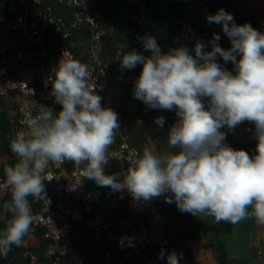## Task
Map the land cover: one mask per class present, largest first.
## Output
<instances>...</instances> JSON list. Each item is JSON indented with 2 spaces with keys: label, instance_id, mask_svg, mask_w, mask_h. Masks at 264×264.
<instances>
[{
  "label": "clouds",
  "instance_id": "obj_1",
  "mask_svg": "<svg viewBox=\"0 0 264 264\" xmlns=\"http://www.w3.org/2000/svg\"><path fill=\"white\" fill-rule=\"evenodd\" d=\"M206 19L222 26L230 49L220 47V36L214 33L211 51L197 41L194 55L184 46L163 53L155 38L148 36L143 47L151 51L150 57L135 51L118 56L123 68L143 65L134 97L153 109L175 108L179 118L168 137L169 145L179 151L156 155L145 147L123 177L104 172L107 150L119 130L117 114L101 106L102 97L88 82L89 65L75 59L59 63L49 79L61 110L29 114L27 130L10 140L17 162L4 170L11 189V201L4 207L11 218L0 230V256L7 257L12 246L23 244L33 223L28 197H46L45 181H51L46 169L50 162L64 160L86 162L85 178L113 192L126 190L134 200L164 196L179 211L212 216L216 223L234 225L254 219L264 225V32L249 23L237 25L223 9ZM217 55L231 62L234 72L218 63ZM245 121L255 126L254 155L227 146L220 131L225 126L231 131ZM163 122L162 117L156 119L161 126ZM159 258H165L163 251ZM182 258L172 251L167 264H180Z\"/></svg>",
  "mask_w": 264,
  "mask_h": 264
},
{
  "label": "built area",
  "instance_id": "obj_2",
  "mask_svg": "<svg viewBox=\"0 0 264 264\" xmlns=\"http://www.w3.org/2000/svg\"><path fill=\"white\" fill-rule=\"evenodd\" d=\"M9 1L0 0V97L4 101L13 138L18 131L27 130L29 114L36 117L46 108L52 109L54 114L61 110L62 106L52 95V81L49 78L54 77V73L47 70L42 62L48 55L47 35L50 32L62 39L57 64L73 59L80 62L87 60L90 71L88 82L102 97L101 106L112 109L120 124L121 88L105 67L98 50L105 34L100 20L101 9L110 0H71L78 10L69 22L57 16L52 7H43L41 0H16L21 10L13 21L4 24L3 16ZM68 1L62 0L63 3ZM194 2L202 9L205 18L219 10L212 8V0ZM125 3L131 10L129 20L139 27L145 37H153L146 21L145 1L125 0ZM244 5L242 0L232 3L229 10L233 17L242 18ZM82 25L89 29V36L81 43L83 52L78 59L72 50L74 42H71L70 35L71 31ZM198 38L195 29L184 24L172 41L176 47H187L194 54ZM201 40L205 51H211L210 41ZM216 60L231 71L230 62L225 63L219 55ZM142 154L127 141V135L119 125L107 150L109 161L105 168H113L119 163L125 176L132 162ZM13 162H17L16 156ZM4 163L5 158L1 156L0 168ZM46 173L51 179L45 181L46 197L33 199L30 196L28 199L33 215L32 226L42 230L47 245L43 251H25V259L32 264H36L40 257L46 260V264H161L151 254L163 235V229L160 232L152 224L153 220L159 219L156 209L148 201L134 200L126 190L114 192V197L104 207L114 210L125 206L134 220L107 223L102 216L92 215L96 198L85 185L86 162H50ZM9 189L6 177L0 176V201ZM142 211L152 216L150 224L142 222L139 215Z\"/></svg>",
  "mask_w": 264,
  "mask_h": 264
},
{
  "label": "trees",
  "instance_id": "obj_3",
  "mask_svg": "<svg viewBox=\"0 0 264 264\" xmlns=\"http://www.w3.org/2000/svg\"><path fill=\"white\" fill-rule=\"evenodd\" d=\"M147 6L146 21L152 36L163 53L170 49L178 48L173 44L174 35L178 34L184 24L193 27L197 35L207 41L213 40V34H218L220 40L217 42L220 47L227 50L231 48V41L223 32L220 24L207 22L202 9L194 0H144ZM233 0H212V8L223 9L227 12ZM43 7H52L57 16L69 22L71 16L78 8L70 1L63 3L62 0H41ZM21 10L16 0L8 2L3 16V23L6 24L15 19ZM131 10L126 6L125 0H110L101 9L100 20L105 27V34L99 43V54L105 67L113 78L119 83L121 88V114L120 126L127 141L138 150L143 152L145 147H150L146 136L147 125L150 124L155 133V148L164 154L175 153L179 148L172 147L168 143L171 127L178 122L175 108L173 110L153 109L148 107L143 101L134 97L133 90L135 81L139 77L143 65L137 63L132 69L123 68L118 56L132 51L138 52L144 57H150L151 51L143 47L145 34L139 27L130 20ZM264 15L248 12L244 20L234 18L237 25L249 23L254 29L261 32L259 19ZM89 36V29L86 25L71 31L70 40L74 42L73 52L79 59L82 56V42ZM48 55L43 59V64L47 70L53 72L58 67L57 58L62 46L60 36L50 32L48 35ZM194 55V54H192ZM239 59V56H237ZM82 63L87 64V60L82 59ZM231 68L234 65L230 62ZM54 73V72H53ZM205 107L209 103L207 97L202 98ZM131 104L130 109L128 104ZM162 117L163 125L156 123V119ZM225 127L220 131L225 133ZM13 138L11 127L8 121L7 112L4 109V101L0 97V157L6 160L0 168V176H5V168L14 165L15 155L10 149V140ZM227 146L231 143L226 138L223 141ZM229 143V144H228ZM233 147V145H231ZM234 149V148H233ZM246 152L254 155L256 150L245 148ZM106 175L119 173L123 177L122 167L116 163L113 168H104ZM86 187L91 190L96 198L94 216H102L107 223H117L121 220L133 221L132 213L125 207L119 206L114 210L104 207L107 201L114 197V192L109 187H101L94 180L85 178ZM53 187V185H50ZM11 201V189L0 201V230H3L11 218V213L4 207V204ZM157 211V218L163 225V235L154 246L151 257L156 258L161 264H167L168 253L180 249L184 242L195 241L202 236H207L212 247L215 260L219 264H264V259L259 256L260 248L252 244V237L260 227L254 219H244L237 224L221 221L216 223L212 216H193L187 212H181L176 207L175 202L168 203L164 196L153 198L148 201ZM249 211L251 209L249 208ZM140 218L145 224H150L153 220L147 211L140 212ZM38 242L37 247L27 244L28 239ZM47 241L43 237L40 228L31 225L29 233L25 236L20 247L12 246L7 257L0 256V264H32L29 259H25L23 254L27 250L43 251ZM163 251L165 258H159ZM180 260V264H183ZM46 260L39 258L36 264H46ZM186 264H189L186 262Z\"/></svg>",
  "mask_w": 264,
  "mask_h": 264
},
{
  "label": "rangeland",
  "instance_id": "obj_4",
  "mask_svg": "<svg viewBox=\"0 0 264 264\" xmlns=\"http://www.w3.org/2000/svg\"><path fill=\"white\" fill-rule=\"evenodd\" d=\"M197 41L202 42V40L199 38ZM231 71L234 72L233 69H231ZM128 106L130 109L132 108L131 104H128ZM224 129L225 137L231 143L229 147L243 150L245 148H252L256 150L257 141L254 137L255 126L253 123L245 121L237 125L231 131H229L226 126ZM146 136L152 152L156 155H164V152L155 148V133L150 124H148L146 128ZM231 145H233V147ZM152 224L156 225V228H158L160 232L162 231L163 225L160 220H153ZM252 239V244L260 248L259 256L264 259V225H260V227L255 231ZM27 244L33 247L36 246L37 241L29 238ZM175 252L182 254L183 264H186V262L189 264H219L215 260L212 247L210 246L208 238L205 235L195 241L184 242L181 248L175 250Z\"/></svg>",
  "mask_w": 264,
  "mask_h": 264
},
{
  "label": "crops",
  "instance_id": "obj_5",
  "mask_svg": "<svg viewBox=\"0 0 264 264\" xmlns=\"http://www.w3.org/2000/svg\"><path fill=\"white\" fill-rule=\"evenodd\" d=\"M234 1H236V0H233L231 2L230 6L232 5V3ZM242 1L244 2L245 5L242 8V12H241L242 18H241V20L245 19V16H246V14L248 12H253L255 14L264 15V0H242ZM227 12L230 13L233 16V14L229 10V8H228ZM259 24H260L261 32H264V16L260 17ZM225 139H226V137H225ZM37 244H38V242H37Z\"/></svg>",
  "mask_w": 264,
  "mask_h": 264
}]
</instances>
